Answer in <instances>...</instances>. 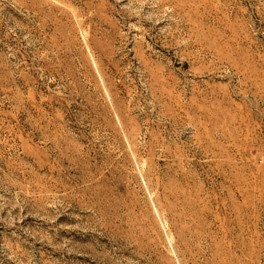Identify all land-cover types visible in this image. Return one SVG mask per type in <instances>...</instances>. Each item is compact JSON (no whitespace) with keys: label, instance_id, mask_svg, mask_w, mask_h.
I'll return each instance as SVG.
<instances>
[{"label":"rangeland","instance_id":"1","mask_svg":"<svg viewBox=\"0 0 264 264\" xmlns=\"http://www.w3.org/2000/svg\"><path fill=\"white\" fill-rule=\"evenodd\" d=\"M0 264H264V0H0Z\"/></svg>","mask_w":264,"mask_h":264}]
</instances>
